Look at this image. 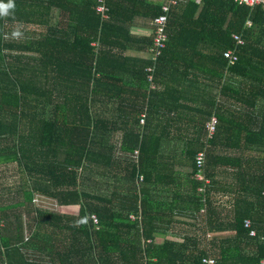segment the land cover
I'll list each match as a JSON object with an SVG mask.
<instances>
[{
  "label": "trees",
  "instance_id": "16d2710c",
  "mask_svg": "<svg viewBox=\"0 0 264 264\" xmlns=\"http://www.w3.org/2000/svg\"><path fill=\"white\" fill-rule=\"evenodd\" d=\"M99 1L30 0L35 11L42 6L47 10L57 6L63 17L67 15V25L59 29L47 18L43 21L48 26L45 44L37 46L36 42L21 48L9 46L38 51L40 57L38 61L34 59V62L23 65L8 63L7 74L3 68L0 70V167L15 163L23 172V185L29 186L12 190L7 186L12 184H7L0 172V262L6 260L7 264H15L9 259L15 258L19 249L16 243L24 239L22 212L17 208L24 207L27 215L32 212L37 224L57 226L55 213L35 205V193L55 198L59 204L79 205L80 217L71 229L87 240V253L57 254L56 259L51 257L49 261L43 256L29 260L23 256L20 264H57L56 261L67 264L69 256L74 262L76 257L81 258L80 264H101L103 261L119 264L110 253L118 251L121 253L119 257L128 262L137 256L136 248L129 255V248L121 246L117 239L107 237V230L103 228L106 220H102V211L98 208L100 204L93 202L94 199L100 200L99 197L75 188L76 179L79 177L81 184L86 177L80 170L86 167L92 170L93 166L100 169L102 165L111 169L117 167V160L107 156L105 148L110 149L100 139L101 127H106L102 123L101 104L111 106L133 101L135 107L132 110L141 114L146 109L148 115L154 93L161 97V105L174 112V119H190L193 125L189 128L206 135V127L201 130L197 124L205 123L216 114L215 132L219 133V121L230 118L226 101L239 104V118H242L240 111L245 109L248 112V107L255 108L257 100L264 101V13L259 5L251 8L232 0H202L199 4L193 0L179 2L168 16L166 46L153 62L150 57L124 56L123 52L128 48L143 51L150 48L152 33L148 37H138L131 32V26L137 16L149 19L161 13V1L106 0L108 17H102L97 11ZM0 2L7 4L9 0ZM4 18L0 16V29ZM246 19L251 20V25H245ZM233 34H240L243 44L237 45V60L228 65L223 51L234 47ZM149 66H153L151 82L162 86L160 93L148 87L150 72L146 68ZM40 107L47 114L51 112L48 114L50 119L40 114ZM117 108L123 109L119 104ZM55 112L62 114L58 117L64 123H57ZM249 114L256 115L255 110ZM118 117L113 110L111 121ZM247 117L246 114L245 119ZM31 121L44 122L40 123L41 130L26 129ZM145 124L140 134L126 132L122 146L127 153L138 150L140 166H144L149 153L158 150L164 137V131L160 135L151 133L146 136ZM258 125L264 131V114ZM188 126L175 127L180 133V141L184 135L181 130L187 132ZM211 137H206V142H212ZM16 139L18 143H15ZM30 141L34 143L30 144ZM193 161L197 172L196 156ZM136 170V164L132 163V177ZM263 178L264 174L259 180L260 186H263ZM260 191L256 194L262 207L257 212V216L261 213L257 218L259 236L263 231V196ZM132 201L131 209L137 212L135 193ZM93 213L98 218L96 225L92 220L86 221V215L89 217ZM133 226L137 227L136 224ZM235 230L240 237L238 243L250 241L253 252L248 254L241 248L234 253L225 245L229 241L222 240L214 264L236 261L258 264L264 256V243L258 237H248L242 218ZM166 246L164 243L155 250L162 253ZM52 249L50 247L51 252ZM146 252H151L149 247ZM203 256L204 251L198 255H186L182 248H178L173 254L159 257L156 264H203Z\"/></svg>",
  "mask_w": 264,
  "mask_h": 264
},
{
  "label": "crops",
  "instance_id": "0c3cea01",
  "mask_svg": "<svg viewBox=\"0 0 264 264\" xmlns=\"http://www.w3.org/2000/svg\"><path fill=\"white\" fill-rule=\"evenodd\" d=\"M13 3L14 8L4 16V25L0 29V70L3 68L6 74L8 63L23 65L26 62H34V59L38 61L40 57L38 51L9 48V46L21 48L36 42L37 46L45 44L48 26L43 21L47 18L59 29L67 25L65 17L57 6L48 10L42 6V9L38 8L39 10L35 11L31 8L30 0H13ZM150 18L137 16L131 26V32L138 37L151 35ZM123 55L151 59L148 49L143 51L128 48ZM148 87L158 90L159 93L162 90V86L158 84L154 87L148 84ZM161 102V97L153 93L148 115L146 109L141 114L132 110L135 107L133 101L118 103L123 108L119 110L118 104L100 106L102 123L106 125L101 127L100 139L110 149L103 146L107 156L117 160V167L111 169L110 166L102 165L100 169L95 166L92 170L82 169L80 172L86 177L82 179L81 184L78 177L75 188L99 197L100 200L94 199L93 202L96 205L100 204L98 208L102 211V220H106L103 222L105 224L103 228L107 230V237L117 239L121 246L129 248L127 251L129 255L133 248L138 251L137 256L130 262L121 259L119 257L121 253L118 251L110 254L115 256L119 264H156L159 257L168 256L178 248H182L186 255H198L204 251L202 263L205 264L203 261L205 256L213 257L216 262V256L223 245L222 240L229 241L225 245H228L234 253H237L236 249L242 248L250 254L253 252L252 243L250 241L238 243L240 237L237 236L235 225L242 218L243 224L245 220H250L252 226L258 230L257 220L261 213L257 216V212L262 207L261 201L258 202L256 199V194L261 190L262 195L264 187V184L259 185V180L264 174V133H260L264 131L258 122L264 114V101L257 100L255 108L248 107V112L245 109L240 111L242 118H239V104L226 101L228 105L226 111L230 118L219 121L221 131L217 134L214 132L211 137L212 142H206L205 132L196 133L197 129L189 128L193 125L190 119L189 122L185 119L180 121L174 119V112L161 105ZM40 109V114L50 119L48 114L51 115V112L47 114L44 108L40 107ZM113 110L119 115L116 121L110 119ZM251 110H255L256 115L249 114ZM228 114L225 115L229 117ZM246 114L247 119H245ZM58 115L62 114L55 112L54 118L57 123H64L65 121L59 120ZM144 115V123H141L140 120ZM207 121L205 123L202 121L200 125L196 123L197 128L201 127L200 129L203 130ZM40 123L44 122L31 121L29 128L26 129L39 131ZM145 123H147L146 136L151 133L160 135L164 131V137L158 150L149 153L144 166H140L138 150L131 154L124 151L122 146L126 132L140 134ZM184 125H189L188 131L184 133L181 130V134L184 135L180 141V133L175 127L183 128ZM16 140L15 143H18V139ZM33 143L34 141H30V144ZM180 144L183 146L181 147ZM203 148L206 150V161L203 169L204 180H201L197 176L198 171L195 172L193 159L196 152ZM132 163L137 166L133 177ZM12 164L16 166L15 163L9 165ZM19 170V182L7 183L12 184L7 185L12 190L29 187L23 185V172L21 168ZM93 175H99L101 181L94 180L91 183L95 178ZM19 183L24 187H18ZM178 183L180 185L177 186ZM133 193L137 195V212L131 209ZM34 196L33 200L37 207L55 213L57 226H52L50 223L37 224L33 220L32 212L27 215L24 207L17 208L22 212L24 239L21 243H16L18 252L15 258L9 261L20 264L19 261L23 256L27 260L43 256L45 261H49L51 257L56 259L57 254L69 252L78 254L77 252L81 251L87 253V240L71 229V226L77 225L80 217L79 205L59 204L55 198L40 193H35ZM47 200L58 210L45 205ZM142 209L146 211L144 215ZM92 216L96 217V213L89 217L86 215V221L92 220ZM32 221L33 226L28 229L27 223ZM134 224L137 227H134ZM260 236L258 239L264 243ZM248 237L254 238L249 235ZM164 243L167 244L165 251L160 253L155 250ZM50 247L53 248L52 252ZM148 247L151 252H146ZM105 253L103 251V257ZM80 260L82 259L76 257V264H80ZM69 262L75 264L70 256L67 258V264H70ZM109 263L103 261L101 264ZM239 263L240 261H236L233 264ZM0 264H7V261L4 260Z\"/></svg>",
  "mask_w": 264,
  "mask_h": 264
},
{
  "label": "built area",
  "instance_id": "2783aa9c",
  "mask_svg": "<svg viewBox=\"0 0 264 264\" xmlns=\"http://www.w3.org/2000/svg\"><path fill=\"white\" fill-rule=\"evenodd\" d=\"M161 13L158 15H154L150 18V25H151V33H152V45L148 50L150 51L151 59L153 62H156L157 56L162 52L163 48H165L166 43L168 41V32H167V21L169 13L171 12L172 8L177 5L179 2L183 0H161ZM196 3H201L202 0H193ZM233 2L240 4V5H248L249 7L253 8L254 6L259 5L264 13V0H232ZM96 9L102 17H108L107 9L108 6L106 4V0H100L98 4L96 5ZM263 20H264V14H263ZM245 25L249 26L251 25V20L246 19ZM232 38L234 39L235 45L233 48H227L223 51V56L227 59V64H232L234 61L237 60V45L243 44L242 36L240 34H233ZM95 44V43H94ZM146 70L150 73H148V79L151 81L152 78V70L153 66H149L146 68ZM141 123H144V116H142V119L140 120ZM217 124V117L215 115H211L209 120L207 121L205 127H206V135L207 137H211L216 129ZM204 163H205V150H199L196 153V164L198 173L197 176L199 179L204 180ZM264 184V180H263ZM262 196L264 198V187L262 189ZM264 212V208H263ZM264 218V215H263ZM92 220L94 223L97 222V218L95 216H92ZM264 220V219H263ZM244 228L248 230V235L250 237H259L258 231L252 226V223L250 220L244 221ZM260 239L264 240V225H263V231L261 232ZM203 261L205 264H214L215 259L211 256H205L203 258ZM152 264V263H148ZM258 264H264V256L259 260Z\"/></svg>",
  "mask_w": 264,
  "mask_h": 264
},
{
  "label": "rangeland",
  "instance_id": "374dc122",
  "mask_svg": "<svg viewBox=\"0 0 264 264\" xmlns=\"http://www.w3.org/2000/svg\"><path fill=\"white\" fill-rule=\"evenodd\" d=\"M66 16H64L65 19H66ZM148 82H149V85L151 87L155 86V83L149 81V79H148ZM86 169H87V167H86ZM19 171H20L19 168L17 166L13 165V164L12 165H7L6 167L5 166L0 167L1 178L4 179V181L6 183L10 182L12 184H15V183L19 182V177H20ZM93 178L94 179H92L91 183H93L94 180H96L98 182L101 181V177L99 175H93ZM87 180H88V178H87ZM38 204H39V202H38ZM45 205L51 206L49 204L48 200H47V202H45ZM51 207L53 208V210H58L55 206H51ZM27 218H28V216L26 217V219ZM27 225H28L27 228L30 229V227L33 226V221H32V223H27Z\"/></svg>",
  "mask_w": 264,
  "mask_h": 264
},
{
  "label": "clouds",
  "instance_id": "9594fccd",
  "mask_svg": "<svg viewBox=\"0 0 264 264\" xmlns=\"http://www.w3.org/2000/svg\"><path fill=\"white\" fill-rule=\"evenodd\" d=\"M12 8H14L13 0H9V2L7 4H4V3L0 2V16H7L8 13H9V10L12 9ZM206 137H207V135H206ZM207 138H209V137H207ZM205 156H206V150H205ZM97 222H98V218H97Z\"/></svg>",
  "mask_w": 264,
  "mask_h": 264
}]
</instances>
